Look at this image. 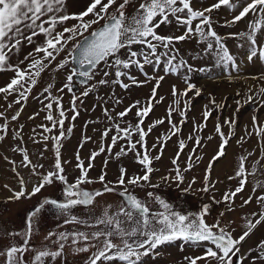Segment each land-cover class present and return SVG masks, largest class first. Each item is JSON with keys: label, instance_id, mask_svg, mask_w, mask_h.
I'll return each mask as SVG.
<instances>
[{"label": "snow or ice", "instance_id": "1", "mask_svg": "<svg viewBox=\"0 0 264 264\" xmlns=\"http://www.w3.org/2000/svg\"><path fill=\"white\" fill-rule=\"evenodd\" d=\"M222 7L232 14L230 19L223 21L222 26H234L246 21L245 30L220 34L214 26L219 21L213 13ZM129 8L133 10L129 11ZM172 27L175 31H163ZM40 36L43 37L42 41L36 39ZM230 39L237 41V48L244 49L243 62L238 61L230 50L227 44ZM185 41H195L200 47L194 54L186 55L176 46ZM25 45L35 47L20 59V52ZM13 57L16 59L13 60ZM190 60L198 63H191ZM257 62L264 65V0H215L203 8H195L192 0H87L77 11H69V0H0V72L14 73L10 82L0 87V94H4L6 101L8 96H16L14 101L8 103L5 111L0 112V119L3 120L0 123V142L8 137L9 124L19 119L23 105L10 120L5 112L13 104L28 100L43 72L49 69L52 72L63 71L65 81L56 91L64 93L66 90L72 94L70 107L65 109L62 95L52 94L53 83H49L42 92L43 100L47 101L42 110L46 111L45 120L51 126L39 125L43 133L38 135L42 137L45 151L48 150L47 141L53 142L54 162L50 168L45 169L43 164H34L25 148L17 145L13 149L22 155L19 166L30 169L31 176L36 177L34 183L31 178L25 180L17 171L16 161L4 157L12 165L19 185V190L4 185L12 193L7 198L9 201L31 199L46 186H52L56 182L63 187L62 199L43 198L28 213L22 231L6 233L9 243L0 246V264H57L58 261L59 264H65L66 247L72 248L73 255L89 253L84 264H147V258L155 260L161 255L157 251L160 246L176 241L183 242L181 251L184 245L203 249L200 255L185 256L183 259L186 264H264V239L254 248L242 251L246 238L264 223V181H254L252 194L243 199L240 205L243 208L255 199L259 212L243 217L246 221L245 230L238 236L234 235L232 222L222 221L225 212L219 213L212 223L207 222L206 218L211 214V203H204L198 212L184 213L175 210L170 202L153 191H148L145 198L139 197L135 192L136 188L143 190L145 185L152 189L160 187L159 183H151L152 174L156 171L152 166L153 161L161 159L167 140L177 135L181 126L186 123V112L190 110L191 104L189 93L198 97L203 92L201 87L192 82V74H201L210 80H218L223 76L232 82L241 78L239 73L244 67ZM146 67L152 69L151 74L146 71ZM133 70L144 79H138ZM161 70L164 75H159ZM169 74L180 76L185 88L178 91L176 85L172 86V95L177 99L174 101L176 107L169 106L168 109L170 135L165 136L163 141L158 137V142L149 148L146 137L157 125L164 123V118L157 119L146 130L142 125L153 109V102L159 103L164 99H157V89ZM243 79H250L255 83L247 88L243 101L235 100L237 107L233 116L222 123L218 121L215 125L214 131L220 137L218 151L206 166L203 186L198 191H215L216 184L221 182L211 179L214 163L226 155V146L235 135V113L245 104L255 105L251 128L245 126V134L237 143L242 147L246 138L255 135L260 157L264 159V122L259 120L257 114L260 108H264V72L245 75ZM151 81H155V85L146 105H142L139 100L134 101L123 111L117 112L115 117L112 115L114 108L102 109L111 124L101 133V140L107 139L113 131L115 134L111 135L110 144H101L98 151H93L89 157L91 161L101 153H111L119 141L123 140L126 147H121L115 156L118 158L131 153L136 162L143 166L142 174L128 175L127 169L121 167L120 174L114 181L106 179L105 171L93 179L89 175L93 168L92 163L85 166L77 152L76 168L80 174L70 181L64 167L70 162H62L60 151L61 141L66 138L65 120L69 119L66 112H72L70 119L74 121L79 115L77 101L82 104L81 97L95 92L98 86L116 84L128 90ZM78 86L83 88L79 95L76 94ZM236 95L240 96L241 93L237 91ZM181 98L187 99H184V108L179 110L181 120L177 125L172 122V114L179 108ZM114 99L115 104L122 103L119 97ZM54 105L57 116L53 115ZM223 107L224 104H218L215 97L209 94V104L204 106L202 113L203 121L194 124L193 131L202 132L214 109ZM133 109L137 117L135 124L123 119ZM36 115L39 113L29 119H34ZM223 125H228L231 129L227 135L222 131ZM19 127L22 129L23 125ZM53 130H58L59 135H44L52 133ZM11 132L13 139H22L19 131ZM71 132L72 127H69L67 133ZM134 135L138 137L135 140ZM188 139L194 140V146L185 166L181 168L178 160L187 145L184 140H179L178 151L171 161L174 168L168 175L160 178L161 182H174L177 186L184 184L185 173L196 166L192 161L201 159L196 153L198 148L204 146L203 138L189 135ZM207 139L211 140L213 137L208 136ZM89 140L91 137H83L84 142ZM33 142L41 141L33 137ZM80 147H83V143ZM153 150H158L155 156L152 155ZM245 151L246 154L238 157L239 164L234 175L227 177L229 181L238 180V185L234 189L226 190L221 200H216L215 196L211 198L217 204L225 203L227 212L235 210V198L245 190L248 176H254L259 171L260 160L253 163L250 172L246 169L245 162L253 152ZM39 155L43 158V152ZM106 164L107 161L105 166ZM41 169L44 171H40ZM97 183L101 187H85ZM195 184L196 178L193 177L183 191L191 190ZM258 190L260 194L256 195ZM105 195H116L120 198L119 202L114 211L110 210L113 206L108 205L97 215L95 205ZM49 208L55 209L58 219L62 218L59 227L64 230L48 232L44 238L45 243L36 248L30 241L39 230L42 213ZM77 208H83L86 215L76 214ZM29 253L32 254L30 259L27 258Z\"/></svg>", "mask_w": 264, "mask_h": 264}, {"label": "rangeland", "instance_id": "2", "mask_svg": "<svg viewBox=\"0 0 264 264\" xmlns=\"http://www.w3.org/2000/svg\"><path fill=\"white\" fill-rule=\"evenodd\" d=\"M215 0H192L193 6L195 8H203L209 6L211 3H214ZM87 3V0H69V11H77L82 8ZM132 8H129V11H132ZM216 20L219 23H216L214 26L220 34H226L233 31H243L246 27V21L239 22L234 26H222V23L225 19L231 18V13L228 12L226 8H221L218 12H214ZM165 32L175 31V28L163 29ZM183 31V29H181ZM179 34V33H177ZM38 41H42L43 37H37ZM227 44L230 50L236 55L238 61H244V49L237 48V41L230 39L227 41ZM181 49L182 53L186 55L194 54V51L199 48V45L195 44V41H185L180 42L176 45ZM35 45L27 46L25 45L20 52L19 58L23 59L29 51L34 48ZM16 57H13L15 60ZM191 63H198L197 61H191ZM24 67V65H21ZM146 71L150 74L152 69L146 67ZM219 71V70H214ZM260 72H264V65L260 63L249 64L247 67H244L239 73L240 79H235L232 82H229L227 79L221 76L218 80H210L204 77L201 74H192V82L196 83L198 87L203 89V92L200 96H194V93H189L191 97V104L189 105L190 110L186 112L187 121L181 126V130L177 135H173L170 140H167L163 155L160 160L153 161V168L156 171L153 172L151 177V183L160 184L159 188L152 189L145 185L143 190L136 188V194L145 198L148 191H153L156 194H159L166 201L170 202L175 210L181 211L184 213L187 212H198L204 203H211V214L208 216L207 222L212 223L215 218L219 216V213L225 212V215L221 218L224 223L232 222L231 227L235 229L234 235L238 236L244 231V225L246 221L243 219L244 216H251L253 212H259L258 205L256 204L255 199L253 201L241 208L243 199H247L249 195L252 194L253 182L260 180L264 181V159L260 157V149L257 146V137L252 135L251 138H246V142L241 147L237 141L241 136L245 134V126L251 128L253 109L255 105L245 104L240 108L238 113H235L237 124L235 125V135L231 138L229 145L226 146V155L214 163V169L211 175L213 181L219 180L220 183L216 184V190L210 192H201L198 191L203 186V179L205 176V168L208 165L211 158L218 151V145L220 143V137L215 133L214 128L217 122H223V120L233 116V113L236 110L235 100L240 99L243 101L244 93L247 91V88L253 85L255 82L252 80H245L243 77L245 75H254ZM133 74L138 76V79L143 80L144 77L138 72L133 70ZM159 75H164L163 71L159 72ZM14 76V73L11 71L0 72V87L5 86L10 82V78ZM99 79V77H97ZM65 77L63 71L61 72H52L51 69L46 70L41 74V77L38 79L37 85L33 88V91L29 95V98L26 102L22 101L21 104H13L12 108L8 109L5 112V115L11 118L17 110L20 109L23 105V111L17 121H12L9 124V135L8 137L0 142V246H6L9 241L6 239V233L9 231L19 232L25 228V220L28 213L45 197L54 198L57 200L62 199V185L59 182L54 183L52 186H46L40 193L31 199H20L19 201H9L7 198L12 194L8 188H5L4 185H8L9 188L19 190L18 179L12 171V165L9 164L4 157H8L10 160L17 162V171L22 175V169H19V162L22 159V155L19 152H14L13 149L19 145L22 148H25L29 154L30 159L34 164L39 163L45 166V169L51 167L54 162V153H53V142L51 140L47 141V151L44 150V146L38 145L33 142V137L36 140L40 138L36 135L38 133L37 129L40 121L45 119L46 111L42 110L44 104L47 101L43 100V89L49 84L53 83L54 87L52 89L53 95H62V103L65 109H69L70 102L72 100V94L68 93L66 90L64 93H58L56 89L61 87ZM125 82H128L125 80ZM155 85V81H151L148 84H145L141 87H131L128 90L120 88L116 84L102 85L98 86L95 92L90 93L87 97H81L83 103L77 101L79 105L78 117L73 121L70 119L72 112L67 111L66 114L69 117L70 123L65 124V133L66 138L61 141V153L64 152V148H67V153H62V162L69 161L64 165L66 173L69 180L78 176L79 170L76 168L77 159L75 148L78 143H83V147L78 146L80 149H86L87 152L84 156L85 166L91 162L93 168L90 170L89 175L96 179L99 177L102 171L107 173L106 179L109 181H114L120 174V168L123 167L127 169L128 175L142 174V165L136 162L134 156L129 153L128 155H122L116 157L115 153L119 152L121 147H126V142L121 140L116 147L112 149L111 153L107 151L98 155L94 160L89 161L90 154L93 151H98L101 144L108 145L110 144L111 135L115 134L113 131L110 133L109 137L105 140H101V133L106 127H109L111 122L103 114V108L107 107L108 109L114 111L112 115L115 117L117 112L123 111L125 107L132 104L134 101H141L142 105H146L148 97L151 95L152 87ZM176 85L178 91H183L185 84L180 76L176 75H167L164 80L161 81L160 87L157 89V99L163 97L162 102L156 103L153 102V109L149 113L148 117L145 118L144 125H142L145 130L147 126L151 125L154 121L160 118H164V123L157 125L152 132L146 137L148 147L154 143H157V138L160 137L161 141L167 135H170V124L168 123L167 115L169 106L176 107L174 101L177 99L172 95V86ZM83 88L77 87L76 94L79 95V92ZM239 91L240 96H237L236 93ZM209 94L215 97V100L218 104H224L225 107L214 109L213 115L207 121V127L204 128L202 132L196 133L193 131L194 124H200L203 121V110L204 106L209 104ZM114 97H119L122 100V103L115 104ZM16 99L15 94L8 96L7 101L4 99V94H0V112H4L7 108L8 103ZM184 99L181 98V103L177 111L172 114V122L179 125L181 116L179 115V110L184 108ZM106 101V102H105ZM55 105L53 107V115H55ZM39 113L34 119H29L30 116ZM259 120L264 122V108H260L257 113ZM125 121H128L132 124L137 122V117L135 115V109L126 117L123 118ZM78 122H83V124L78 125ZM85 122V124H84ZM0 123H3V120L0 119ZM20 125H23V128L20 129ZM121 125L124 126L123 122ZM72 127V132L67 133V129ZM35 129V132L33 131ZM83 130V132L81 131ZM86 129V133H85ZM11 130H16L20 132L22 139H13ZM222 131L227 135L231 129L228 125L222 126ZM82 132V133H81ZM87 134V135H85ZM25 135V136H24ZM59 135V132L58 134ZM189 135L200 136L202 137L203 147L198 148L196 155H199L201 159L199 161L193 160L192 163L196 166L189 172L185 173L186 180L184 184L177 186L174 182L164 183L161 182V177L168 175L170 170L174 168L171 161L176 156L178 151V141L184 140L187 147L181 153L178 163L181 168L185 166V161L188 159L189 154L194 146V140H189ZM91 137V140L84 142L83 137ZM212 136L213 139L208 140L207 137ZM41 137V136H40ZM135 135L133 139H137ZM42 142V139H40ZM66 146V147H65ZM139 147V146H138ZM247 152H253L252 156L248 157V160L245 162L246 169L250 172L252 165L256 160H260L259 171L254 176H248V183L245 185V190L238 194L235 198L234 208L232 212H227V205L225 203H215L211 200L215 196L216 200H221L223 193L226 190L234 189L238 185V180L234 179L229 181L228 176L234 175L236 168L238 167L240 155H244ZM43 152V158H40V153ZM158 150H153L152 155L155 156ZM80 156V155H79ZM81 159V158H80ZM105 161L107 164L105 166ZM24 171V170H23ZM40 171H44L41 169ZM30 172L28 169L25 173ZM31 175V174H30ZM23 176V175H22ZM24 177V176H23ZM196 178V184L193 188L187 192L183 191L184 188L188 187V182L191 179ZM33 183L36 181V177H32ZM18 185V186H17ZM87 188H99L101 185L99 183L94 185H85ZM30 190V189H29ZM259 190L256 195H259ZM119 197L116 195H105L102 200H99L95 205V213L97 215L101 214L103 209L108 205H112L111 211L115 210V206L119 202ZM76 214H85L83 208H77L75 210ZM62 224V218L58 219L56 216L55 209L49 208L44 211L40 217L38 232L35 233L30 241L32 245L36 248H40L43 243H45V236L48 232H58L64 230V228L59 227ZM72 227V226H65ZM19 238H17L18 240ZM264 239V223L259 225L253 233L246 238L243 242L242 251H247L249 248H254L258 242ZM183 242L176 241L173 244L162 245L157 249L161 253L155 260L147 258V264H186L184 261L185 256H196L202 254L203 249L199 246H190L184 245L183 251L180 250V246ZM31 253L27 254V258H31ZM89 253H80L73 255L72 248L66 247L65 249V264H84ZM255 255V252H253ZM59 264V261L57 262ZM202 264V262H200Z\"/></svg>", "mask_w": 264, "mask_h": 264}, {"label": "crops", "instance_id": "3", "mask_svg": "<svg viewBox=\"0 0 264 264\" xmlns=\"http://www.w3.org/2000/svg\"><path fill=\"white\" fill-rule=\"evenodd\" d=\"M71 112V111H70ZM55 115L54 116H57L58 115V113L56 112V110H55ZM68 114V113H67ZM66 114V115H67ZM68 123H70V121H69V119H67V120H65V124H68ZM47 125V126H51L50 125V122L49 121H47V120H42V121H40V123H39V125ZM78 125H80V124H83V122H78L77 123ZM84 124H85V122H84ZM37 131H38V133H36V135L40 138V139H42V137H40V135H38L39 133H43V129L42 128H40L39 126H38V129H37ZM81 131L83 132V130L81 129ZM58 130H53V132L52 133H44V135H49V136H51V135H57L58 134ZM81 132V133H82ZM85 133H86V129H85ZM85 135H87V134H85ZM25 136V135H24ZM40 139L38 140V141H40ZM38 145H40L41 146V144H42V146H44V142L42 141V142H40V143H37ZM81 145V143H78V145L76 146V148L74 149L75 150V154H77V152H79V155H80V158H81V160H84V158L86 157V156H84L85 155V153L87 152V150L86 149H80L79 150V148H78V146H80ZM41 146V147H42ZM66 147V146H65ZM67 151H68V149L67 148H64V152L65 153H67ZM64 152H62V153H64ZM61 153V154H62ZM19 169H22V175L24 176V178H25V180H29V178H31V181H32V176L30 175L31 173L30 172H28V173H25L27 170H28V168H24V167H22V166H19ZM24 170V171H23ZM30 170V169H29ZM33 182V181H32ZM18 186V185H17ZM28 188L30 189L31 188V183L30 184H28Z\"/></svg>", "mask_w": 264, "mask_h": 264}]
</instances>
